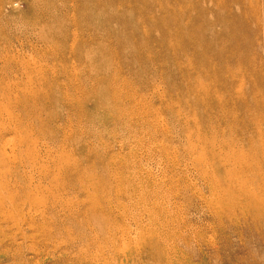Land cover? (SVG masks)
<instances>
[{"label": "rangeland", "instance_id": "1", "mask_svg": "<svg viewBox=\"0 0 264 264\" xmlns=\"http://www.w3.org/2000/svg\"><path fill=\"white\" fill-rule=\"evenodd\" d=\"M0 264H264V0H0Z\"/></svg>", "mask_w": 264, "mask_h": 264}]
</instances>
